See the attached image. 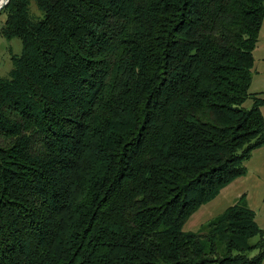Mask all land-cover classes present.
<instances>
[{
    "label": "trees",
    "instance_id": "trees-1",
    "mask_svg": "<svg viewBox=\"0 0 264 264\" xmlns=\"http://www.w3.org/2000/svg\"><path fill=\"white\" fill-rule=\"evenodd\" d=\"M3 11L23 49L0 76V264H262L244 194L207 231L184 226L264 145V0Z\"/></svg>",
    "mask_w": 264,
    "mask_h": 264
},
{
    "label": "rangeland",
    "instance_id": "rangeland-1",
    "mask_svg": "<svg viewBox=\"0 0 264 264\" xmlns=\"http://www.w3.org/2000/svg\"><path fill=\"white\" fill-rule=\"evenodd\" d=\"M7 13L0 12V29L3 27ZM23 44L19 37L6 38L0 33V76L5 77L13 68V55L22 53ZM255 66L250 91H264V23L258 45L254 51ZM252 99L245 102L246 107L252 105ZM264 113V106H262ZM245 173L225 186L220 193L209 202L201 205L187 220L184 228L187 231L205 232L209 222L222 214L229 206L238 202L244 194L243 202L256 212V220L264 230V145L254 149L250 158L244 162ZM258 237L253 238V241ZM256 253V251H255ZM209 264H220L212 262ZM264 264V260L262 262Z\"/></svg>",
    "mask_w": 264,
    "mask_h": 264
},
{
    "label": "water",
    "instance_id": "water-1",
    "mask_svg": "<svg viewBox=\"0 0 264 264\" xmlns=\"http://www.w3.org/2000/svg\"><path fill=\"white\" fill-rule=\"evenodd\" d=\"M10 0H0V10L9 2Z\"/></svg>",
    "mask_w": 264,
    "mask_h": 264
}]
</instances>
